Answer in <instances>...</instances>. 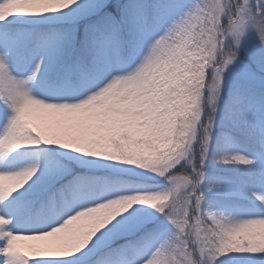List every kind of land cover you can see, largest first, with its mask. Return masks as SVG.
Wrapping results in <instances>:
<instances>
[{
    "label": "snow or ice",
    "instance_id": "6c2138e0",
    "mask_svg": "<svg viewBox=\"0 0 264 264\" xmlns=\"http://www.w3.org/2000/svg\"><path fill=\"white\" fill-rule=\"evenodd\" d=\"M0 264H264V0H0Z\"/></svg>",
    "mask_w": 264,
    "mask_h": 264
}]
</instances>
